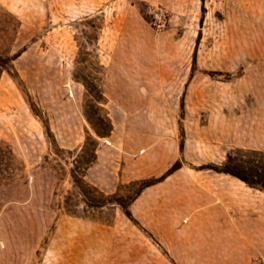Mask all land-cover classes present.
Returning <instances> with one entry per match:
<instances>
[{
  "label": "rangeland",
  "instance_id": "rangeland-1",
  "mask_svg": "<svg viewBox=\"0 0 264 264\" xmlns=\"http://www.w3.org/2000/svg\"><path fill=\"white\" fill-rule=\"evenodd\" d=\"M18 52L0 264H175L124 213L143 181L177 163L264 183V0H0V55Z\"/></svg>",
  "mask_w": 264,
  "mask_h": 264
},
{
  "label": "crops",
  "instance_id": "crops-1",
  "mask_svg": "<svg viewBox=\"0 0 264 264\" xmlns=\"http://www.w3.org/2000/svg\"><path fill=\"white\" fill-rule=\"evenodd\" d=\"M260 131L259 148L264 149V124ZM213 173L220 178L196 176L195 181L179 168L140 192L129 204L131 217L175 264H259L264 261L263 191ZM173 179L181 180L174 191L162 188Z\"/></svg>",
  "mask_w": 264,
  "mask_h": 264
},
{
  "label": "trees",
  "instance_id": "trees-1",
  "mask_svg": "<svg viewBox=\"0 0 264 264\" xmlns=\"http://www.w3.org/2000/svg\"><path fill=\"white\" fill-rule=\"evenodd\" d=\"M20 54V52L16 53L13 56H1L0 55V75L2 72L7 71L9 72V68H10V61H13L18 55ZM178 164H174L172 165L167 171H165L159 178H155L152 180H146L142 182V189L146 188V187H150L153 186L154 184H156L157 182L162 181L165 177H168L170 174H172L177 168H178ZM207 169H212L216 172L222 173V174H229L232 176L237 177V179L243 181L244 183H246L247 186L249 187H253L254 189H259V190H264V183H260V182H254L252 179H250L249 177H246L245 175H239L237 172H234L233 170H230L228 168H221L219 169L218 167H206ZM136 198V197H135ZM119 204V203H118ZM121 206V204H119ZM124 213L127 215V217L131 219V214L130 211L128 209V207L123 208Z\"/></svg>",
  "mask_w": 264,
  "mask_h": 264
},
{
  "label": "built area",
  "instance_id": "built-area-1",
  "mask_svg": "<svg viewBox=\"0 0 264 264\" xmlns=\"http://www.w3.org/2000/svg\"><path fill=\"white\" fill-rule=\"evenodd\" d=\"M262 264H264V262H262Z\"/></svg>",
  "mask_w": 264,
  "mask_h": 264
}]
</instances>
